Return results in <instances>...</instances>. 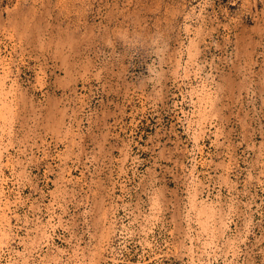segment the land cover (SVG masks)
<instances>
[{
    "label": "rangeland",
    "instance_id": "1",
    "mask_svg": "<svg viewBox=\"0 0 264 264\" xmlns=\"http://www.w3.org/2000/svg\"><path fill=\"white\" fill-rule=\"evenodd\" d=\"M0 264H264V0H0Z\"/></svg>",
    "mask_w": 264,
    "mask_h": 264
}]
</instances>
